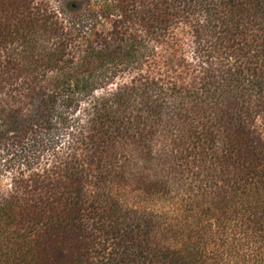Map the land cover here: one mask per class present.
<instances>
[{
	"label": "trees",
	"instance_id": "1",
	"mask_svg": "<svg viewBox=\"0 0 264 264\" xmlns=\"http://www.w3.org/2000/svg\"><path fill=\"white\" fill-rule=\"evenodd\" d=\"M82 2L0 0V160L39 153L0 188V264H264V0ZM179 28L182 90L143 68ZM166 117L184 191L170 213L144 206L156 183L129 206L117 163Z\"/></svg>",
	"mask_w": 264,
	"mask_h": 264
},
{
	"label": "rangeland",
	"instance_id": "2",
	"mask_svg": "<svg viewBox=\"0 0 264 264\" xmlns=\"http://www.w3.org/2000/svg\"><path fill=\"white\" fill-rule=\"evenodd\" d=\"M78 1L83 3L82 0ZM54 6H56L55 3ZM173 33L175 39L158 44L156 47V55L154 57H150L149 62L143 68L153 75L149 77L150 79L153 77L154 79L156 78L158 80H162L167 75L170 77H177V88L182 90V88L186 89L190 87V69L184 68L181 70V67L178 66L177 73L173 74L172 72H167V68L174 70L178 65L177 61L181 60L182 58L189 62L192 60L193 54L192 47L190 46L191 34L187 28H179ZM110 79L111 81L107 80L108 83H111L108 87L115 89V87L127 84L131 79V74L122 72L117 74L115 78ZM208 100L209 98L203 97V100L198 104H207L209 103ZM74 112L75 114L73 113L71 115L73 121L74 119L76 121V118H83V120L87 118L85 116L86 110L82 111L81 109H77ZM169 123H171V121L166 117L162 123H160V125L155 124L151 127L150 124H147V126L139 128L136 133L141 131L142 145L136 149H133L132 147H126L125 150L122 151V158L124 161L122 160L120 163H123V165H121L117 160V165L123 167V169L117 170L123 171L124 175L126 176V183H120V185L127 191L131 192L127 196H124V199L128 201L129 206L133 205V202L140 200V197L138 198V193H133V191L137 189H143L148 185L152 186L154 183H156V189H158L159 192L155 196V200H146V203L144 202V206L146 205L147 209L153 212L170 213L173 203L171 205L172 201L168 197H172L176 192L180 193L181 191H184L183 181L180 177H178V175L173 174V171L169 167V165H171V163H169V157L171 156V150L173 148L174 141H176V137H174V132H172ZM253 127L257 128L261 132V136L264 139V122L261 121V119H258L256 120L255 124H253ZM65 141L68 143L70 142V139H63L64 143ZM26 144L28 143L23 142L17 144L16 147L14 146L11 152H13L15 155H5V153L2 154L3 157L0 160V165H2L0 167V188L3 190H6L9 187V178L11 177L12 173H15L18 167L24 169L21 165H25L29 161H34L33 158L35 156H39L38 152L35 154L31 149H29V147H27ZM220 150L221 148L219 151ZM46 158L50 161L52 159L51 157L48 158V156H46ZM43 161L44 159L38 160L41 165L43 164ZM37 166L38 165L33 166V169L37 168ZM184 174L185 176L190 175L188 173ZM190 180L192 181V178ZM189 182L190 181L188 180V183ZM193 182L194 184L191 185V187L197 184L195 181ZM160 193H162L161 196ZM156 197H161L163 199L160 200Z\"/></svg>",
	"mask_w": 264,
	"mask_h": 264
}]
</instances>
